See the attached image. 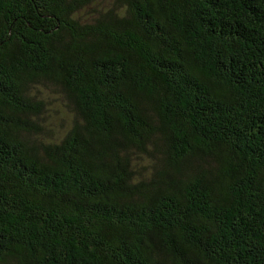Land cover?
Here are the masks:
<instances>
[{"label":"trees","instance_id":"obj_1","mask_svg":"<svg viewBox=\"0 0 264 264\" xmlns=\"http://www.w3.org/2000/svg\"><path fill=\"white\" fill-rule=\"evenodd\" d=\"M0 264H264V0H0Z\"/></svg>","mask_w":264,"mask_h":264}]
</instances>
